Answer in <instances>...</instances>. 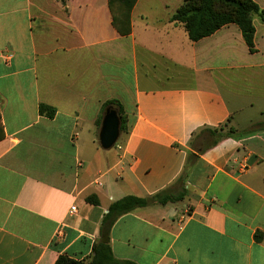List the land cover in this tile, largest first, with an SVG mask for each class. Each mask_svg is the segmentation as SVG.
Listing matches in <instances>:
<instances>
[{"label": "crops", "instance_id": "0c3cea01", "mask_svg": "<svg viewBox=\"0 0 264 264\" xmlns=\"http://www.w3.org/2000/svg\"><path fill=\"white\" fill-rule=\"evenodd\" d=\"M140 1L121 34L108 0H0V264L90 261L113 201L163 190L183 197L114 221L116 259L264 264V119L238 130L218 90L264 65L236 53L257 52L256 27L254 52L233 23L191 41L170 20L181 3L133 17ZM220 54L233 60L220 66ZM109 99L128 129L104 149L96 122Z\"/></svg>", "mask_w": 264, "mask_h": 264}, {"label": "trees", "instance_id": "16d2710c", "mask_svg": "<svg viewBox=\"0 0 264 264\" xmlns=\"http://www.w3.org/2000/svg\"><path fill=\"white\" fill-rule=\"evenodd\" d=\"M64 3L65 0H58ZM137 0H108L112 16L113 27L121 34H126L130 29V12ZM253 15H257L261 22H264V8L260 7L256 0H183L176 10L171 14L170 20L182 24L188 38L191 41L209 36L221 27L233 23L235 24L250 52L256 51L254 46L255 26ZM113 109L119 119L120 132L128 129V116L124 112L123 106L116 99H109L104 103V110ZM38 111L41 115L49 118L55 114V108L40 103ZM101 120L96 122L100 126ZM3 136L0 124V138ZM184 179V172L177 178L178 181ZM183 197V192L176 195L166 194L165 190L159 191L148 197H138L126 195L113 201L104 214L100 226L98 239L93 244V256L90 261L74 259L65 253H60L53 264H136L130 260L116 259L111 252L109 245V233L114 221L134 208L143 207L150 203L165 204L177 201ZM88 201L91 199L88 197ZM256 238H262L261 233L256 234Z\"/></svg>", "mask_w": 264, "mask_h": 264}, {"label": "rangeland", "instance_id": "374dc122", "mask_svg": "<svg viewBox=\"0 0 264 264\" xmlns=\"http://www.w3.org/2000/svg\"><path fill=\"white\" fill-rule=\"evenodd\" d=\"M183 0H141L135 12L133 10V17L140 14L141 11L149 12L151 15L159 16L163 11H173L177 4ZM258 4L264 8V0H256ZM166 4L163 10V5ZM148 13V14H149ZM253 22L256 27V47L257 52L248 53L243 52L242 48L237 47V56L241 58L246 56L251 66H259L264 62V23L259 20L257 15H253ZM235 27V28H233ZM234 31L239 33L235 25L231 26ZM262 34V36H261ZM240 35V33H239ZM241 45L245 44L240 36ZM230 58L224 57L220 54V66H224L231 61ZM128 74V73H127ZM250 75V77H249ZM218 90L222 93L228 105L234 111V126L239 129L251 127L252 124L264 119V65L262 68H250L235 70V76L224 83H220ZM172 206V205H170Z\"/></svg>", "mask_w": 264, "mask_h": 264}, {"label": "water", "instance_id": "95a60500", "mask_svg": "<svg viewBox=\"0 0 264 264\" xmlns=\"http://www.w3.org/2000/svg\"><path fill=\"white\" fill-rule=\"evenodd\" d=\"M119 119L113 109L105 111L99 131V144L102 148L108 149L113 146L119 136Z\"/></svg>", "mask_w": 264, "mask_h": 264}, {"label": "built area", "instance_id": "2783aa9c", "mask_svg": "<svg viewBox=\"0 0 264 264\" xmlns=\"http://www.w3.org/2000/svg\"><path fill=\"white\" fill-rule=\"evenodd\" d=\"M75 212H76V207L72 205V206L69 208V213H70V214H74Z\"/></svg>", "mask_w": 264, "mask_h": 264}]
</instances>
